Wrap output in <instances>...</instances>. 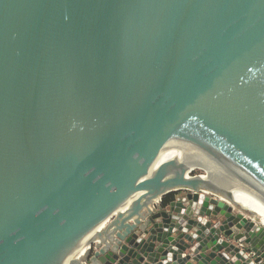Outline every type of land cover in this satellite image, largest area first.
<instances>
[{
	"label": "water",
	"instance_id": "1",
	"mask_svg": "<svg viewBox=\"0 0 264 264\" xmlns=\"http://www.w3.org/2000/svg\"><path fill=\"white\" fill-rule=\"evenodd\" d=\"M259 218L264 0H0V264H264Z\"/></svg>",
	"mask_w": 264,
	"mask_h": 264
},
{
	"label": "bare ground",
	"instance_id": "2",
	"mask_svg": "<svg viewBox=\"0 0 264 264\" xmlns=\"http://www.w3.org/2000/svg\"><path fill=\"white\" fill-rule=\"evenodd\" d=\"M187 167H189L190 169H193L194 167H200V168H202V169H204L205 171H206V173H201V175L202 176H205V177H207V178H209V179H212V180H214V181H216V182H222V181H225V182H227V183H229L230 185H232V186H234V187H238V184H236L234 181H232L230 178H228L226 175H223V174H221V173H218V172H216V171H214V170H211V169H209V168H207V167H204V166H202V165H199V164H197V163H194V164H192V165H190V166H187ZM260 221L264 224V220H261L260 219ZM90 236V234L88 235V236H86L84 239H85V241L87 240V238Z\"/></svg>",
	"mask_w": 264,
	"mask_h": 264
},
{
	"label": "crops",
	"instance_id": "3",
	"mask_svg": "<svg viewBox=\"0 0 264 264\" xmlns=\"http://www.w3.org/2000/svg\"><path fill=\"white\" fill-rule=\"evenodd\" d=\"M184 190H179V191H171V192H168V193H166V195L168 194H170L171 193V198L174 196V195H176L177 193H180V192H183ZM170 198V199H171ZM238 208L236 207V206H234V210H237ZM247 215V214H246ZM248 216V215H247ZM251 218L258 224V225H261V223L258 221V218L256 217V216H254V215H251ZM262 220V219H261ZM263 222V221H262Z\"/></svg>",
	"mask_w": 264,
	"mask_h": 264
},
{
	"label": "rangeland",
	"instance_id": "4",
	"mask_svg": "<svg viewBox=\"0 0 264 264\" xmlns=\"http://www.w3.org/2000/svg\"><path fill=\"white\" fill-rule=\"evenodd\" d=\"M191 173H206V171L200 167H194L193 170L191 171ZM236 207L238 208V206H236Z\"/></svg>",
	"mask_w": 264,
	"mask_h": 264
},
{
	"label": "trees",
	"instance_id": "5",
	"mask_svg": "<svg viewBox=\"0 0 264 264\" xmlns=\"http://www.w3.org/2000/svg\"><path fill=\"white\" fill-rule=\"evenodd\" d=\"M171 193L168 195L164 194L162 197H161V203L164 204L166 203L167 201H169V199L171 198Z\"/></svg>",
	"mask_w": 264,
	"mask_h": 264
}]
</instances>
